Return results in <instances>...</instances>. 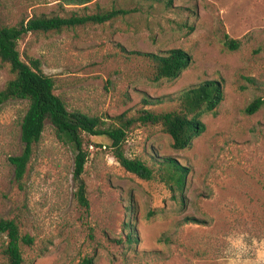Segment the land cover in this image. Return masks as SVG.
<instances>
[{
    "label": "rangeland",
    "instance_id": "obj_1",
    "mask_svg": "<svg viewBox=\"0 0 264 264\" xmlns=\"http://www.w3.org/2000/svg\"><path fill=\"white\" fill-rule=\"evenodd\" d=\"M113 9L128 12L19 40L22 58L41 60L69 110L119 125L115 117L124 112L178 108L172 99L180 91L208 79L223 84L224 100L216 113L202 115L206 129L189 148H174L161 125L129 128L125 153L154 169L150 180L119 163L108 136L82 133L88 206L77 196L75 149L49 121L16 180L9 157L23 151L29 103L1 104L0 220L16 219L21 233L34 237L33 245H22L26 264H229L238 235L250 248L245 258L254 261L253 241L264 242V104L253 114L245 108L264 98V0H0V24ZM224 34L240 47L228 48ZM173 48L187 50L191 64L176 79L155 81V62L144 53ZM12 77L0 60V90ZM145 96L164 100L145 104ZM166 156L190 169L183 197L160 173ZM6 243L0 233V264H8Z\"/></svg>",
    "mask_w": 264,
    "mask_h": 264
},
{
    "label": "trees",
    "instance_id": "obj_2",
    "mask_svg": "<svg viewBox=\"0 0 264 264\" xmlns=\"http://www.w3.org/2000/svg\"><path fill=\"white\" fill-rule=\"evenodd\" d=\"M68 2L90 0H65ZM173 0H168L171 5ZM128 10L113 9L94 14L68 17L61 15H35L23 19L14 25L0 24V60L9 65L13 77L7 81L0 90V105L13 99L27 100L28 109L21 124V139L24 148L21 154L10 156V162L15 166V178L21 183L27 166L32 158L34 145L40 141L49 121L56 135L75 149V171L77 181V196L79 201L89 205L86 192V183L82 177L89 158L84 148L82 133L92 135H106L111 139V148L119 163L136 176L150 180L154 178L155 171L141 158H132L126 155L123 144L126 141L128 130L136 123L141 125H161L165 132L173 139V147L185 149L191 147L193 140L206 129L201 117L205 112L216 113L218 106L224 100L223 84L219 80L208 79L200 84L180 91L172 100H178V108L156 112L142 109L136 116H127V113L115 117L119 125L105 126V121L99 116H91L80 110H69L66 99L55 92V79L44 73L39 58H22L18 48L19 40L29 32L61 31L67 27L83 25L88 22L104 23ZM225 45L238 49L241 45L239 39L224 34ZM142 54V53H141ZM155 62L154 80L176 79L188 68L192 62V55L183 48H173L166 53H144ZM145 104H156L164 99H153L145 96ZM264 104V98L256 97L245 108V112L253 114ZM160 173L170 184L174 192L185 196V187L189 174V167L180 163L176 158L166 156L160 161ZM190 218V219H189ZM187 221L195 222L194 217ZM197 222V221H196ZM0 233L7 235V243L3 252L8 264H26L22 245H33L34 237L28 233L22 234L19 223L14 218L0 220ZM91 264L90 260H87Z\"/></svg>",
    "mask_w": 264,
    "mask_h": 264
},
{
    "label": "clouds",
    "instance_id": "obj_3",
    "mask_svg": "<svg viewBox=\"0 0 264 264\" xmlns=\"http://www.w3.org/2000/svg\"><path fill=\"white\" fill-rule=\"evenodd\" d=\"M256 246V259H246L250 248L246 242L244 235H238L235 239L231 240V250L233 251L234 258L229 261V264H264V242L253 241Z\"/></svg>",
    "mask_w": 264,
    "mask_h": 264
}]
</instances>
